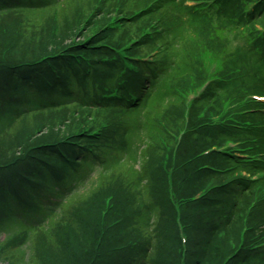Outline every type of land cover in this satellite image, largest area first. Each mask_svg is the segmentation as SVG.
I'll use <instances>...</instances> for the list:
<instances>
[{
  "label": "trees",
  "instance_id": "trees-1",
  "mask_svg": "<svg viewBox=\"0 0 264 264\" xmlns=\"http://www.w3.org/2000/svg\"><path fill=\"white\" fill-rule=\"evenodd\" d=\"M119 1L123 8L125 0ZM46 3L47 0H0V37L6 31L10 33V30L14 29L17 33L22 25L25 10L45 6ZM158 6L159 15L152 14L148 19L155 20L160 16L164 31L154 37L151 46L163 40L167 49L177 51V41L184 29L182 13L185 7L172 8L166 1L160 2ZM114 9L112 2L111 11ZM254 14L264 15V7L259 6ZM94 17L87 21L90 30L83 34L84 38L108 20L96 23ZM82 19L83 15H80L78 21L81 23ZM42 25L37 30H40ZM174 31L178 35H172ZM116 32L126 36L120 31ZM15 33L6 47L0 38V145L3 146L0 148V164L6 163V166L0 165V224L8 221L11 215L26 217L24 212L28 215L35 213L42 204L51 202L58 194L55 189L64 185L66 179H69L82 163L90 161L88 157L95 152L84 140L80 143L81 146L67 144L66 150L55 145V142L25 146L21 140L18 142L6 133L1 127L4 123L24 119L30 111H60L69 105V101H76L79 106L77 107L83 110L99 111L103 107L111 106L109 109L113 112L118 107L123 108L125 112L126 106L136 108L143 90L149 87L148 83L159 84L163 81L161 85L156 86V92L162 85L168 87L169 93L170 89L174 92L177 86L175 79L169 78L170 61L165 64H137L134 69H127L117 61L107 60L113 56L112 52L101 46L91 47V44L105 42L116 44L103 32L89 36L92 41L87 48L84 45H75L76 49H72L76 52L88 51L93 61L91 67H88L86 61L78 64L70 55L68 58L56 56L71 44L66 43L65 39L74 36L69 29L62 31L60 35L53 31L52 36L39 39L30 36L29 29L21 38ZM125 33L128 34L126 28ZM128 39L129 37H124L121 42ZM138 48L139 45L136 46L137 52ZM48 56H56L52 61L56 64L54 66L58 70L57 74L52 72L47 62L39 63ZM93 70L96 73L93 77L96 84L100 80H113L114 75L121 73L124 77L121 81L124 80L128 88L125 95L129 91L133 92L136 100L131 102L126 101L124 97L117 99L101 95V98L94 99L77 91L78 83L83 81L82 83L86 84L90 80L87 79L88 75ZM253 70L254 79L261 80L264 73L263 62L256 60ZM224 85L212 86L201 105L212 100ZM121 90H124V86ZM212 107H215L214 104ZM196 112L197 108L194 110L195 115ZM3 131L4 134L1 135ZM255 135L256 131L254 135L247 134V137L253 138ZM56 136V132L52 133L46 142L54 141ZM228 136L223 129L203 125L184 137L186 148L178 155V171L173 177V184L183 192L181 201L187 203L195 200L198 190H205V194L192 203L181 205L180 217L183 219L187 236L186 249L181 244L176 215L168 197L158 205L160 217L155 230L146 234L142 242L129 248V243L138 234V228L132 220L136 214L135 199L130 189L120 183L119 192L114 194V197L118 196V201L113 202L112 207L107 208L105 212H101V209H106L102 199L105 195L102 192L94 193L89 200L75 208V211H80L85 216L81 218L80 229L74 227L72 218L56 226L54 237L59 245L51 242L41 228H35L34 241L38 245L41 262L133 264V252L142 248L148 251L154 247L156 264H264V186L253 190L260 183H252L241 176L238 171L241 163L228 153L212 149L215 144H222ZM11 146L14 150L18 148L16 156L12 158L16 159L13 163L10 162L12 159L1 162V159L5 161V158H9L7 153L10 152L8 148ZM208 149L210 151L205 152ZM159 164L162 163L158 161L157 164L156 158L151 161L149 183L153 187L164 189L166 178L163 167ZM263 166L264 164H260L255 169Z\"/></svg>",
  "mask_w": 264,
  "mask_h": 264
},
{
  "label": "rangeland",
  "instance_id": "rangeland-1",
  "mask_svg": "<svg viewBox=\"0 0 264 264\" xmlns=\"http://www.w3.org/2000/svg\"><path fill=\"white\" fill-rule=\"evenodd\" d=\"M103 1L47 0L45 6H35L25 10L22 15V25L17 33L14 32L16 29L10 30V33L6 31L0 38L6 47L12 41L13 33L21 38L29 29V35L39 39L43 36H52L53 31L60 35L62 31L69 29L74 36L66 37V43H71L69 46L83 44L87 48L92 41V37L89 36L103 32L105 36L116 42V44L104 43L107 45L106 50L113 54L107 60L117 61L123 68H128L131 65L125 58L133 56L130 44L139 37L145 25L144 21L146 23L148 21L147 16L137 17L135 12L150 0H125L123 8L119 0H116V5L115 0H106L104 3ZM112 2L115 6L114 11H111ZM246 2L252 8L251 13L256 12V9H253L255 4L264 7V0H246ZM80 15H83L81 23L78 21ZM242 16V12L236 10L232 17L235 19ZM93 17L96 23L108 20L93 30L94 33L84 38L83 34L90 30L87 27V21ZM246 17L252 23L245 29L239 24H226L223 19H204L192 14L187 8V23L192 25L187 28V32L191 31L190 37L194 40L189 41L186 38L184 28L178 42L186 51H180L183 50L182 48L177 49L180 52L170 56L168 68V73L175 79L174 83L179 88L178 91L173 92L169 88L171 92L169 93L166 85H162L158 92L145 87L136 108L126 106L125 112L121 107L115 108L116 111L113 112L109 109L112 108L111 106L103 107L99 111L83 110L78 108L76 101H69V105L60 111H30L24 119L9 121L1 126L12 139L18 142L21 140L25 146L32 147L55 142V145L66 150L67 144H75L72 146L76 147L80 146V142L84 140L94 148L95 152L94 155L88 157L90 161L82 163L81 167L73 172L69 179H66L64 185L55 189L58 194L51 202L42 204V207L38 208L35 213L28 215L24 212L26 217L11 215L8 221L1 222L0 264H43L38 245L34 241L35 228H41L48 239L57 244L54 233L59 223L64 224L66 220L72 218L74 227L80 229L81 218L85 216L80 211H75V208L80 203L89 200L94 193L102 192L105 195L102 199L106 209H101V212H105L107 208L112 207L113 202L118 201V196L114 197V194L119 192L120 183H124L130 189L135 199L136 214L132 220L138 228V234L129 243V248L135 243L142 242L146 234L155 230L156 222L160 217L158 205L166 197L172 205L176 219L181 216V205L192 203V200L188 203L181 201L183 192L176 185H172L173 177L178 171L176 166L178 155L186 148L184 137L192 128L187 129V127L195 122H198L197 126L202 123V116L195 115L194 111H191L197 107L192 104L190 89H187L184 83L185 81L187 85L189 80L187 74L198 69L197 64L188 55L189 53L200 61L201 57L207 56L205 62L211 59L214 64H218L219 68L231 73L229 83L217 91L221 98L207 102L210 105L214 104L215 107H218L217 102L231 107L219 117L223 123L220 128L225 127L227 134L234 137L232 141L225 144L226 149L233 155H239L236 150L245 149V144H249L246 141L247 134L254 135L255 133L254 123L257 115L254 110L255 95L258 94V89L264 88V80H262L264 73L261 80H258L260 78L255 80L253 67L256 60L264 59V15L249 14ZM247 23L249 21L244 24ZM41 25V29L37 30ZM125 28L128 34L125 33ZM243 29L246 33L253 32L252 38L246 36ZM172 35H178V33L174 31ZM124 37H129V39L121 42ZM118 43L120 46L125 44V47L118 48ZM136 46L134 47L135 52H137ZM145 52L141 43L138 53L144 55ZM75 55L76 58L84 56L91 63L93 62L88 51ZM130 63L135 65L134 61ZM95 75L93 70L88 75L87 79L90 80L86 84L82 83L83 81L79 82V88L75 84L77 91L86 93L94 99L115 93L122 98L123 93L128 91L127 84L121 83L124 77L119 72L113 76V80L108 82L100 80L98 84L93 79ZM123 86L124 90H121ZM208 107L210 106L205 108ZM229 112L236 116L234 118L236 121L229 118L227 115ZM259 117L260 115H257V118ZM244 122L249 124L245 125ZM55 132L57 133L56 139L47 143L48 136ZM3 134L4 131L1 132V135ZM1 147L3 146L0 145ZM9 150L10 152L7 153L9 158H5V161L1 159V162H7L16 156L15 152L18 148L14 150L11 146ZM242 154H249V152L246 150ZM155 158L157 164L158 161L162 163L159 165L163 167L165 173L166 187L164 189L153 187L149 183L150 163ZM15 159L10 162L13 163ZM241 163L242 166L238 168V171L242 173L241 176L254 179L259 177L254 171L249 170L251 168L249 162ZM0 165L6 166V163ZM63 192L66 193L63 194ZM199 194L200 192L196 193L195 197ZM96 208L98 209L97 206ZM45 225L47 227H43ZM131 255L133 264H156L154 247L148 251L142 248Z\"/></svg>",
  "mask_w": 264,
  "mask_h": 264
}]
</instances>
